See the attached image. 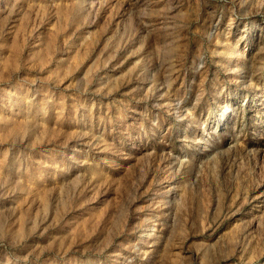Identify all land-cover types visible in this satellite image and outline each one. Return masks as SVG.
Returning <instances> with one entry per match:
<instances>
[{
    "label": "rangeland",
    "instance_id": "374dc122",
    "mask_svg": "<svg viewBox=\"0 0 264 264\" xmlns=\"http://www.w3.org/2000/svg\"><path fill=\"white\" fill-rule=\"evenodd\" d=\"M0 264H264V0H0Z\"/></svg>",
    "mask_w": 264,
    "mask_h": 264
},
{
    "label": "bare ground",
    "instance_id": "6f19581e",
    "mask_svg": "<svg viewBox=\"0 0 264 264\" xmlns=\"http://www.w3.org/2000/svg\"><path fill=\"white\" fill-rule=\"evenodd\" d=\"M226 108V107H225ZM226 111V109H223V111H222V115L221 116H223L224 115V112ZM229 112H230V110H229Z\"/></svg>",
    "mask_w": 264,
    "mask_h": 264
}]
</instances>
